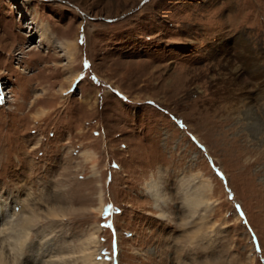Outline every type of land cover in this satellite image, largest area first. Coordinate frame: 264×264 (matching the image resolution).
<instances>
[{"label":"rangeland","instance_id":"obj_1","mask_svg":"<svg viewBox=\"0 0 264 264\" xmlns=\"http://www.w3.org/2000/svg\"><path fill=\"white\" fill-rule=\"evenodd\" d=\"M0 264H264V0H0Z\"/></svg>","mask_w":264,"mask_h":264},{"label":"bare ground","instance_id":"obj_2","mask_svg":"<svg viewBox=\"0 0 264 264\" xmlns=\"http://www.w3.org/2000/svg\"><path fill=\"white\" fill-rule=\"evenodd\" d=\"M46 30H48V29H46ZM44 35H46V31H44ZM65 46V45H64ZM66 49H67V53H68V55L70 56V58H72V49H77V43L76 42H72V41H67V43H66ZM245 60H246V58H245ZM247 60H250V59H248L247 58ZM246 60V61H247ZM245 61V62H246ZM227 62H228V60H227ZM248 62V61H247ZM229 63V62H228ZM230 64V63H229ZM155 187H156V183H151L150 184V188L151 189H155ZM157 194V193H156ZM158 196V195H157ZM187 200H188V198H187ZM103 202V201H102ZM189 202L190 203H193V204H200V202H199V199H198V197L197 196H195V197H190V199H189ZM194 206H196V205H194ZM103 208H104V202L102 203V205L99 207V211L100 212H102L103 211ZM101 214V213H100ZM91 243V242H90ZM91 255H93L92 253H90ZM96 255V254H95ZM92 259V258H91Z\"/></svg>","mask_w":264,"mask_h":264},{"label":"crops","instance_id":"obj_3","mask_svg":"<svg viewBox=\"0 0 264 264\" xmlns=\"http://www.w3.org/2000/svg\"><path fill=\"white\" fill-rule=\"evenodd\" d=\"M14 71H15L16 73H20V74H21V72H20L21 69L16 68V69H14ZM22 76H23V75H22ZM23 77H24V76H23ZM25 79H26V80H24V81H28L27 78H25Z\"/></svg>","mask_w":264,"mask_h":264}]
</instances>
